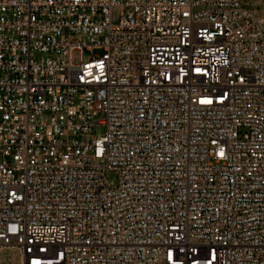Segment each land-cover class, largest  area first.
<instances>
[{"label":"built area","instance_id":"built-area-1","mask_svg":"<svg viewBox=\"0 0 264 264\" xmlns=\"http://www.w3.org/2000/svg\"><path fill=\"white\" fill-rule=\"evenodd\" d=\"M248 1L0 0V249L264 264V12Z\"/></svg>","mask_w":264,"mask_h":264},{"label":"rangeland","instance_id":"rangeland-1","mask_svg":"<svg viewBox=\"0 0 264 264\" xmlns=\"http://www.w3.org/2000/svg\"><path fill=\"white\" fill-rule=\"evenodd\" d=\"M248 5L252 8L259 9V11L256 12L257 16H260V13L264 12V0H249ZM94 53L97 55H101L102 50L97 49L94 51ZM87 54L88 52L85 51V56H87ZM104 132H105L104 129H99L96 133V136L100 137L104 134ZM107 179L110 181H114V183H117V173L113 171H109L107 173ZM15 263L21 264L20 253L17 248L10 247V248L0 249V264H15Z\"/></svg>","mask_w":264,"mask_h":264},{"label":"bare ground","instance_id":"bare-ground-1","mask_svg":"<svg viewBox=\"0 0 264 264\" xmlns=\"http://www.w3.org/2000/svg\"><path fill=\"white\" fill-rule=\"evenodd\" d=\"M16 259V258H15ZM15 261H17V260H15ZM13 263V262H12ZM15 264H18V263H15Z\"/></svg>","mask_w":264,"mask_h":264}]
</instances>
